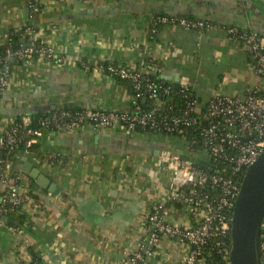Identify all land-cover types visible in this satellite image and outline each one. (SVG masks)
<instances>
[{"label": "crops", "instance_id": "1", "mask_svg": "<svg viewBox=\"0 0 264 264\" xmlns=\"http://www.w3.org/2000/svg\"><path fill=\"white\" fill-rule=\"evenodd\" d=\"M0 0V46L5 35L29 27L54 56L18 61L1 95L0 134L12 120L55 110L133 113L130 82L98 68L120 65L144 71L171 87L188 86L204 106L215 95L245 98L249 88L264 94L243 44L228 28L264 38V0ZM159 16L208 21L206 30L157 24ZM153 28L156 31L153 32ZM148 103V110L159 105ZM67 106L68 109H65ZM147 110V109H145ZM171 153L196 165L210 162L185 135L121 129L47 131L32 152L11 163L25 222L22 233L0 227V264H130L149 239L148 217L165 203L171 224L193 227L183 206L168 201L175 191ZM46 177L51 189L33 176ZM190 249L163 237L141 264H187Z\"/></svg>", "mask_w": 264, "mask_h": 264}, {"label": "built area", "instance_id": "2", "mask_svg": "<svg viewBox=\"0 0 264 264\" xmlns=\"http://www.w3.org/2000/svg\"><path fill=\"white\" fill-rule=\"evenodd\" d=\"M29 9L32 16L40 13L41 0H31ZM157 24H171L189 30L212 27L208 21L168 16L157 17ZM30 32L29 27L18 32L21 44L15 50L10 47V34L5 35L4 44L0 46L4 48L0 56V66H3L0 67V102L9 84L11 71L8 62L11 59L32 60L45 56L62 62V58L54 56L51 49L37 43ZM228 32L231 39L245 46L252 60V70L264 81V38L256 32L235 27L228 28ZM98 68L108 76L130 82L134 91V112L59 110L41 119L38 128L31 127L30 117L12 120L0 134V227L14 234L22 233L20 227L8 225L7 221L9 212L23 204L17 190L23 178L18 173L11 174L9 157L19 143L20 131L26 133L27 147L32 148L47 131L73 133L90 127L94 130L121 129L128 133L142 130L180 135L193 129L198 133L201 148L210 157L206 167L201 168L171 153L164 155L162 163L170 169L175 186L168 201L181 202L189 216L197 219L199 224L193 227L171 224L165 217V203H159L148 217L149 239L138 250L125 252L124 256L130 264L144 263L160 240L169 237L189 247L187 264H203L205 250L211 242H215L224 264H231V221L242 185L240 176L264 152V94L249 88L243 99L218 94L201 106L188 86L173 89L151 79L144 71L120 65H100ZM174 91L175 96L181 98L179 104L173 103ZM141 100L157 101L159 105L145 110ZM261 253L264 264V221Z\"/></svg>", "mask_w": 264, "mask_h": 264}, {"label": "water", "instance_id": "3", "mask_svg": "<svg viewBox=\"0 0 264 264\" xmlns=\"http://www.w3.org/2000/svg\"><path fill=\"white\" fill-rule=\"evenodd\" d=\"M65 109H68L65 106ZM43 188L53 184L33 176ZM8 221V220H7ZM264 221V152L244 176L231 221V264H262L261 233Z\"/></svg>", "mask_w": 264, "mask_h": 264}, {"label": "trees", "instance_id": "4", "mask_svg": "<svg viewBox=\"0 0 264 264\" xmlns=\"http://www.w3.org/2000/svg\"><path fill=\"white\" fill-rule=\"evenodd\" d=\"M20 41H21L20 34L18 32H13V33L10 34L9 43H10V47L13 50L17 49L20 46V44H21ZM26 44H24V45H26ZM3 53H4V48L3 47H0V56H2ZM18 61H21V60L11 59L8 62V66L10 68V71L12 70V67ZM106 65H108V64H106ZM0 67H3V66H0ZM151 79L155 80L152 76H151ZM116 80L117 81H122L120 79H116ZM157 82H160L161 84L164 85V83L161 82V81H157ZM166 86H168V85H166ZM172 88L173 89L174 88L176 89L178 87L175 86V87H172ZM130 90L132 91V94H134V91L132 89V86H130ZM172 96H173V103L179 104L181 102V98L179 96H175V91L172 94ZM166 101H168V100H166ZM141 104H142V106H143L144 109H147L148 110V103H144L143 101H141ZM55 111H59V110H55ZM55 111L41 112L39 114L33 115L31 117V120H32L31 127L32 128H38L39 121L41 119L49 116L50 114L54 113ZM20 119L21 118H18L19 121H20ZM180 135H185L187 138H189V140L191 142L192 149H198V148L201 147V144L199 142L200 139H199L198 133L196 131H194L193 129H189L188 131H186V132H184L183 134H180ZM18 137H19V143L16 146L15 150L9 156L11 161H14L22 153H25L27 151H30V152L34 151L35 147L37 146V145H34L32 148H28L27 147V143L26 142L28 140V137H26V133L24 131H20V134H19ZM199 167L205 168L206 165H203V166H200L199 165ZM246 171H247V169L244 170L241 173V176H240V184H242V182H243V179H244V176L246 174ZM171 203H173V204L175 203L178 206L179 205L180 206H183L182 203L179 202V201H177V200H171ZM20 211H21V207H18V208H15V209H13V210H11L9 212V214H8V225H16V226H18V227H20L22 229V225L25 222V218L20 213ZM164 211H165V207H164ZM191 219L194 221L195 226L199 224V221L197 219H193V218H191ZM229 241H230V239H229ZM214 244H215V242L214 243L211 242L207 246V248L205 250V253H204L203 261H202L203 264H224L223 257L219 254L218 248ZM31 264H40V262L37 259H33V261H32Z\"/></svg>", "mask_w": 264, "mask_h": 264}]
</instances>
